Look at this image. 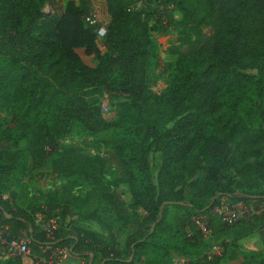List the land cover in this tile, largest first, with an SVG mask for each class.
Segmentation results:
<instances>
[{"label":"trees","instance_id":"trees-1","mask_svg":"<svg viewBox=\"0 0 264 264\" xmlns=\"http://www.w3.org/2000/svg\"><path fill=\"white\" fill-rule=\"evenodd\" d=\"M132 1L108 0L110 24L99 37L102 24L87 23L94 16L92 0H0V56L6 58L0 68V113L6 115L0 148L7 161L0 164V183L22 180L30 157L41 168L74 124L92 135L110 134L123 180L145 213L136 216L127 252L74 223L68 208L62 213L68 224L60 220L54 241L26 212L16 215L0 205L2 221L12 236L28 231L34 257L50 247L67 248L86 264H173V254L188 264H219L222 258L209 256L207 241L192 225L194 217L208 216L213 235L221 226L219 237L264 229V219L227 226L212 214L220 198L264 202V0H208L213 35L178 57L170 92L160 100L149 96L146 83L156 28ZM150 16L163 25L159 12ZM185 18L193 16L185 12ZM115 72L121 75L119 96L103 114L100 98L113 96L115 88L107 84ZM153 154L162 155L160 165L151 163ZM64 159L52 162L53 173L68 178L73 170ZM198 184L214 191L215 201H188L187 190ZM106 200L114 213L127 216L119 192ZM170 208L184 212L175 218L182 234L165 241L173 231ZM79 220L97 221L93 215Z\"/></svg>","mask_w":264,"mask_h":264},{"label":"rangeland","instance_id":"rangeland-1","mask_svg":"<svg viewBox=\"0 0 264 264\" xmlns=\"http://www.w3.org/2000/svg\"><path fill=\"white\" fill-rule=\"evenodd\" d=\"M92 2L94 16L97 22L102 24V30H105L110 24L108 0H92ZM166 2L164 0L132 1L134 8L149 18L150 26L156 28L152 37L157 51L149 61L146 74L148 94L153 100L165 99L168 96L178 57L194 48L201 47L213 35V29L206 21L210 13L208 0H178L170 5ZM153 11L159 12L161 17L166 18L168 26L155 24L156 18L150 16ZM44 12L49 14L51 9L47 6ZM185 12L192 14V20L185 18ZM99 45L104 52L100 43ZM82 55L84 61L93 67L92 60ZM5 62L6 58L0 56V68ZM109 81L107 86L110 84L112 88L114 86L115 92L113 96L105 93L100 98L103 114L108 113L111 104L116 102L115 98L119 96L118 84L121 81V75L115 72L110 76ZM106 110L108 111L105 113ZM5 119L6 115L0 113V124ZM111 140L110 134L92 135L80 125L74 124L71 133L56 142V152L48 157V161L41 168H37L30 157V170L22 180L17 183L14 181L0 183V205L16 215L26 212L33 218L35 224L41 216H44L48 221L60 222L61 220L63 225H67L69 218L65 222L62 213L64 208H68L74 217V223L94 230L103 242L115 244L125 254L127 238L136 228V216H144L145 213L136 206V200L123 180ZM19 146L25 148L26 142H20ZM2 153L0 148V164H5L7 161ZM60 157L66 160L64 166L73 170L71 177L53 173L52 162ZM161 159V154H153L150 161L152 164L160 165ZM243 181L241 179V182ZM114 192L122 195L127 209L125 218L114 213L106 200ZM186 196L188 201L197 204L212 203L217 197L214 191L200 184L188 189ZM181 213L184 212L175 208L169 209L168 223L173 231L165 235V241H171L182 234L180 226H177L175 222V218ZM88 215H93L97 221L85 223L79 220ZM220 227L217 224L213 237L206 240L207 253L217 256L222 254L223 249H231V253L236 254L233 250L237 249L236 245L223 247V243H220L218 236ZM252 256V258L251 255L245 257L243 261L239 257L238 259L241 264H251V260H255L258 255ZM172 257L173 264L183 261L178 254H173ZM21 262L20 259L4 258L0 264H20ZM75 264H80V261H75Z\"/></svg>","mask_w":264,"mask_h":264},{"label":"built area","instance_id":"built-area-1","mask_svg":"<svg viewBox=\"0 0 264 264\" xmlns=\"http://www.w3.org/2000/svg\"><path fill=\"white\" fill-rule=\"evenodd\" d=\"M162 21L164 26H168L166 18H163ZM87 23L90 25L96 24V16L88 18ZM104 34L105 31L101 30L99 37H103ZM212 214L217 216L227 226H235L243 222H254L257 219H264V202L256 206L247 204L242 200L232 201L226 198H220ZM192 225L205 240L212 238L213 231L210 227L208 216L194 217L192 219ZM36 226L47 234V238L50 241H54L55 234L59 229V222L57 220L48 221L44 216H41ZM188 232L191 234L189 230ZM31 243L30 235L26 229L12 236L11 228L3 223L2 213L0 211V259L23 260L27 257H32L34 264H72L73 257L67 248L52 249L48 247L43 249V256L33 257ZM78 261H80V264H86L84 258L78 259ZM174 264H188V262L183 260L181 262H175Z\"/></svg>","mask_w":264,"mask_h":264},{"label":"crops","instance_id":"crops-1","mask_svg":"<svg viewBox=\"0 0 264 264\" xmlns=\"http://www.w3.org/2000/svg\"><path fill=\"white\" fill-rule=\"evenodd\" d=\"M78 54L80 55L81 59L87 65L88 67H92L88 65L84 59L83 55H85V51L83 49L77 50ZM86 56V55H85ZM87 57V56H86ZM91 60L90 57H87ZM94 232V230H91ZM240 232L239 229L230 230L226 234H222L220 236V243H223V247L233 245L237 247V249H233L236 251V254L231 253V249H223L222 254H217V256H220L222 258L221 262L219 264H241L239 259L241 261L244 260L245 257L252 255H258L255 260H251V264H256V262L260 261V259L264 258V229L261 232L254 233L252 235L246 236V237H239ZM237 255V256H236ZM182 257V256H181ZM239 257V259H238ZM184 261H187L185 257H182ZM4 259H0V261H3ZM78 258L72 259V264H75V261H77ZM20 264H34V261L31 257H27L22 260Z\"/></svg>","mask_w":264,"mask_h":264},{"label":"water","instance_id":"water-1","mask_svg":"<svg viewBox=\"0 0 264 264\" xmlns=\"http://www.w3.org/2000/svg\"><path fill=\"white\" fill-rule=\"evenodd\" d=\"M48 8L50 9V7L48 6ZM90 264H92V263H90Z\"/></svg>","mask_w":264,"mask_h":264}]
</instances>
